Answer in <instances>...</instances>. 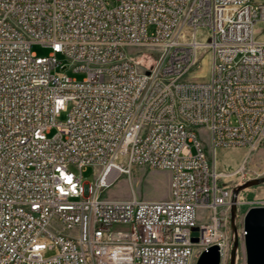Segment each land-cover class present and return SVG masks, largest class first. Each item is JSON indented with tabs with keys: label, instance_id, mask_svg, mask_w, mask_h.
<instances>
[{
	"label": "built area",
	"instance_id": "2783aa9c",
	"mask_svg": "<svg viewBox=\"0 0 264 264\" xmlns=\"http://www.w3.org/2000/svg\"><path fill=\"white\" fill-rule=\"evenodd\" d=\"M259 23L257 0H0V264L229 251L236 185L215 157L264 143ZM204 28L207 40L192 37ZM144 47L158 51L151 68L134 59ZM208 51L211 77L188 78ZM136 166L170 171L168 198L104 195Z\"/></svg>",
	"mask_w": 264,
	"mask_h": 264
},
{
	"label": "rangeland",
	"instance_id": "374dc122",
	"mask_svg": "<svg viewBox=\"0 0 264 264\" xmlns=\"http://www.w3.org/2000/svg\"><path fill=\"white\" fill-rule=\"evenodd\" d=\"M200 41L208 38L207 29H197ZM258 37L264 40V25H257ZM190 34V31H189ZM32 50L38 55H47L49 48L43 47L41 44H33ZM61 58V55L59 54ZM135 61L145 68L155 66L158 60V51L141 48L134 55ZM65 62V61H64ZM212 52L208 51L201 60V68L193 70L188 75L190 79L207 81L212 75ZM65 73L71 77L82 79L84 73L73 71L66 68ZM66 114L62 113L60 119H65ZM202 136L208 140V134L203 131ZM209 154H212L210 147L207 148ZM217 170L222 174V181L226 184H235L236 187L245 185L252 179L264 178V143L257 149L249 152L248 149L242 147H226L220 148L216 153ZM242 170L246 173L245 177L241 176ZM92 169L86 172L85 180H90ZM171 172L163 169H149L147 167L136 166L132 169L130 175L124 174L121 178L104 193L109 198H129L134 193L141 199H166L169 196ZM236 216L235 224L237 225L239 244L236 251L235 264H246V249L244 242V217L247 210L253 206H264V182L256 185L243 187L236 196ZM209 214L208 210L198 209V218L204 221ZM229 226L226 231L231 237V246L225 258H221V264H230V253L233 246V228L231 225V209L229 213ZM49 251H47L48 253ZM192 260V258H191ZM193 264L197 263V259L192 260ZM195 262V263H194Z\"/></svg>",
	"mask_w": 264,
	"mask_h": 264
},
{
	"label": "water",
	"instance_id": "95a60500",
	"mask_svg": "<svg viewBox=\"0 0 264 264\" xmlns=\"http://www.w3.org/2000/svg\"><path fill=\"white\" fill-rule=\"evenodd\" d=\"M264 182V178L252 179L245 185L234 188L237 196L245 186ZM237 204L231 207V225L233 228V246L230 253V264H235L236 251L239 244L237 225L235 224ZM244 242L246 249V264H264V206L250 207L244 217ZM196 234V233H194ZM194 240H197L196 238ZM196 264H221V251L217 244L209 246L198 257Z\"/></svg>",
	"mask_w": 264,
	"mask_h": 264
},
{
	"label": "bare ground",
	"instance_id": "6f19581e",
	"mask_svg": "<svg viewBox=\"0 0 264 264\" xmlns=\"http://www.w3.org/2000/svg\"><path fill=\"white\" fill-rule=\"evenodd\" d=\"M191 33H192V37H195V38L199 39L198 35H197L198 30L191 29ZM201 43H203V42H201ZM226 254H228L227 250H222V253H221L222 260H223V258H225Z\"/></svg>",
	"mask_w": 264,
	"mask_h": 264
},
{
	"label": "crops",
	"instance_id": "0c3cea01",
	"mask_svg": "<svg viewBox=\"0 0 264 264\" xmlns=\"http://www.w3.org/2000/svg\"><path fill=\"white\" fill-rule=\"evenodd\" d=\"M257 1H264V0H257Z\"/></svg>",
	"mask_w": 264,
	"mask_h": 264
}]
</instances>
